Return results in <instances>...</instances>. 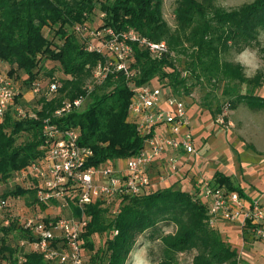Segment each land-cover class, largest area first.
Instances as JSON below:
<instances>
[{
	"label": "trees",
	"instance_id": "1",
	"mask_svg": "<svg viewBox=\"0 0 264 264\" xmlns=\"http://www.w3.org/2000/svg\"><path fill=\"white\" fill-rule=\"evenodd\" d=\"M98 4L105 14L104 26L116 30L133 28L156 41L166 38L171 47L185 37L193 48L190 67L197 78L203 74L209 78L240 79L242 83L257 78L247 79L240 64L227 61L222 55L230 51L242 53L247 48L264 53L260 41L264 0H253L231 10L216 0H177L175 29L164 17V0H0V60L11 66L6 73L17 78L20 72L24 73L25 83L33 87L36 80L47 78L42 67L51 60L56 65L48 70L50 82H61L52 97L40 92L41 106L35 110L39 120L16 117L9 110L0 123V187L8 186L0 198L20 197V207L36 203L35 191L10 181L42 155L43 119L52 116L63 101L86 95L93 68L104 59L101 54L86 50L69 31L90 20ZM46 27L55 30L57 40L45 35ZM132 63L138 70L134 79L137 85L155 84L154 79L160 76L185 86L186 79L180 71H167L168 66H174L169 57L153 58L147 50L137 48ZM54 68L61 72L54 73ZM133 94L129 79L122 73L113 74L94 86L81 110L55 119L62 128L79 129L80 143L94 152L89 165L126 159L144 148L146 137L129 119ZM21 95L22 91L16 101ZM242 102L252 109L264 110L262 96L240 93L232 108ZM22 136L25 138L19 141ZM212 179L215 184L244 194L230 176L220 171ZM198 188L192 193L168 187L125 197L116 215L102 207L101 201L90 205L92 220L82 235L85 264H127L140 236L152 230L153 237L161 223L173 224L176 229L158 236L164 245L159 264H176L178 255L187 251H196L193 264H240L237 249L224 239L218 224L211 225L208 204L200 197V184ZM14 209L15 205L8 225L0 221V264H60L47 261L32 247L20 245L21 240L34 241V237L18 220L19 209L16 213ZM103 233H107V238L97 247L93 236Z\"/></svg>",
	"mask_w": 264,
	"mask_h": 264
},
{
	"label": "built area",
	"instance_id": "2",
	"mask_svg": "<svg viewBox=\"0 0 264 264\" xmlns=\"http://www.w3.org/2000/svg\"><path fill=\"white\" fill-rule=\"evenodd\" d=\"M101 16L103 18L105 14ZM102 25L93 27L89 20L75 25L74 30L84 34L86 50L97 52L104 59L93 68L86 95L63 101L52 116L43 119L42 155L10 181L34 190L36 195V203L31 207L24 204L18 216L34 241L21 240L20 245L32 247L47 261L60 264H85L82 235L92 220L88 211L90 205L101 201L102 207L116 215L125 197L147 191L151 184L150 168L163 154H168L166 162L171 171L178 170L180 152L194 157L199 155L186 100L151 82L137 85L134 81L138 75L132 63L136 49H145L153 58H160L170 53L168 43L152 40L133 28L116 30ZM120 73L134 88L129 119L146 137L144 148L126 159L89 165L94 152L80 143L79 129L62 128L55 119L81 110L96 84ZM60 87L59 80L49 81L46 86L42 78L33 83L34 92L42 91L48 97L54 96ZM20 93V87L12 77L7 73L0 74V123ZM17 110L19 118L40 119L37 111L29 114L23 107ZM223 113L222 121L229 113L228 107ZM199 182L200 197L208 204L211 225L216 226L219 221L235 224L254 238L264 240V205L260 195L241 194L238 190L215 184L208 176H202ZM13 208L11 197L0 198L3 224L10 223Z\"/></svg>",
	"mask_w": 264,
	"mask_h": 264
},
{
	"label": "rangeland",
	"instance_id": "3",
	"mask_svg": "<svg viewBox=\"0 0 264 264\" xmlns=\"http://www.w3.org/2000/svg\"><path fill=\"white\" fill-rule=\"evenodd\" d=\"M253 0H216V3L227 10L235 9L244 3L251 2ZM177 6V0H164L163 13L164 17L169 23V25L175 29L176 28V15L175 9ZM102 10L98 4L94 12L90 16L89 24L93 27H99L102 24ZM69 31L74 33L79 42L85 46L84 34L75 31L73 28ZM44 33L49 39L58 38L55 35V30L50 28H44ZM87 40V39H86ZM169 45V41L166 38L162 39ZM260 41L264 44V31L260 35ZM170 47V53L166 56L169 57L174 66H168L167 71H173L177 69L181 72L182 77H185V86L180 84H175L174 81L169 77L161 78L156 76L155 84L163 87L166 91L171 90L174 94L185 99L189 106L192 108L194 106L200 107L204 112L208 113V110L213 115V120L215 123L216 131H227L233 130L236 135H240V132L258 133L257 138L252 136L251 140L254 141L260 148L264 149V110L252 109L245 102L239 104L237 109L232 108L233 101L236 97L241 94H251L264 97V53H261L257 48H247L242 53H237L236 51H230L229 53H224L222 57L227 61L233 62L234 64H240L243 67V71L247 79H253L252 82L242 83L240 79H221V78H209L206 75L200 74L197 78L193 73L190 63L192 61V45L187 41L185 37H182L178 45L175 44ZM42 67V70L46 73V79L44 80L45 86L50 81V77L47 74L51 67L55 66L56 63L51 60L46 61ZM10 65L4 63L0 60V74L6 73L10 69ZM47 71V72H46ZM60 68H54V73H60ZM17 83L22 91V95L18 98L9 109L14 116L19 117L18 107H23L29 114L34 112L36 109L40 108L39 100L41 98V93H36L33 90L32 85L25 83L26 75L22 72L19 73V77H12ZM178 85L179 87H176ZM227 89V90H226ZM234 89V90H233ZM236 90V91H235ZM228 91L229 95L225 93ZM228 107L229 115H224L225 108ZM233 120L232 126L229 121ZM247 121L248 128H247ZM215 133V132H214ZM216 134V133H215ZM25 137L22 136L19 141H22ZM199 151V150H198ZM122 165V162H120ZM172 173V172H171ZM170 175V172H169ZM194 183H198L193 179ZM185 187V190L190 192H196L197 186ZM8 186L0 187V193L6 191ZM182 188V187H181ZM156 190L148 188L145 193L154 192ZM17 197H11L13 205H15L14 212L16 213L22 209V200H17ZM19 204V206H17ZM66 214V211L63 212ZM176 227L173 224L161 223L155 235L152 237V230L145 232L140 236L138 242L136 243L127 264H159L164 253V245L162 244L160 238L158 237L161 233H168L175 231ZM231 229L237 230V227H233L226 224L225 228L219 230L223 237L227 240L229 235L228 231ZM240 261L242 264H252L251 261H246L247 256V243L262 242L264 240L254 238L252 234L246 230L240 232ZM107 238V233L97 234L93 236V240L97 247L103 245ZM196 251H187L180 253L177 257L176 264H193V257Z\"/></svg>",
	"mask_w": 264,
	"mask_h": 264
},
{
	"label": "crops",
	"instance_id": "4",
	"mask_svg": "<svg viewBox=\"0 0 264 264\" xmlns=\"http://www.w3.org/2000/svg\"><path fill=\"white\" fill-rule=\"evenodd\" d=\"M189 111L199 155L194 157L180 152L178 170L171 171L166 162L168 154H163L150 168L151 184L148 188L156 191L168 187L185 190V187L195 186L193 179L200 184L199 179L202 176L213 178L215 172L220 171L230 176L234 184L240 186L247 196L260 195L264 205V149L251 140L252 136L257 138L258 133H254V130L252 134L240 132V135H236L231 129L216 131L213 115L209 110L206 113L198 106H189ZM248 123L247 121V128ZM229 124L232 126L233 120ZM162 130L166 132L164 128ZM226 224L237 227V230L228 231L229 239H224L237 249L240 259L242 229L238 225L223 221L218 222L217 229L223 231ZM246 248L249 249L246 261L264 264V241L247 243Z\"/></svg>",
	"mask_w": 264,
	"mask_h": 264
}]
</instances>
